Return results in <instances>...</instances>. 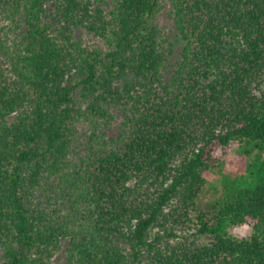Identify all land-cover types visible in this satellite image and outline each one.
I'll list each match as a JSON object with an SVG mask.
<instances>
[{"label":"trees","instance_id":"16d2710c","mask_svg":"<svg viewBox=\"0 0 264 264\" xmlns=\"http://www.w3.org/2000/svg\"><path fill=\"white\" fill-rule=\"evenodd\" d=\"M0 264H264V0H0Z\"/></svg>","mask_w":264,"mask_h":264},{"label":"rangeland","instance_id":"374dc122","mask_svg":"<svg viewBox=\"0 0 264 264\" xmlns=\"http://www.w3.org/2000/svg\"><path fill=\"white\" fill-rule=\"evenodd\" d=\"M239 150L240 145L235 143L232 148L222 156L221 165H219V168L213 170L204 192L201 194L200 199L198 198V202L201 205L221 196L218 191L221 190V178L223 174L235 175L237 172L239 173V167L241 166L242 160H244V158L240 156ZM251 232V227L246 224L230 227L228 229V234L237 239L248 238ZM204 241L206 242L208 239Z\"/></svg>","mask_w":264,"mask_h":264}]
</instances>
